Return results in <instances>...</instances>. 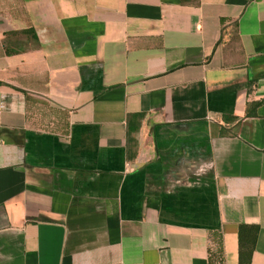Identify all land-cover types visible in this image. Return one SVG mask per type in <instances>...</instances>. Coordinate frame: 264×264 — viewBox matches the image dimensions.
<instances>
[{
    "label": "crops",
    "instance_id": "obj_1",
    "mask_svg": "<svg viewBox=\"0 0 264 264\" xmlns=\"http://www.w3.org/2000/svg\"><path fill=\"white\" fill-rule=\"evenodd\" d=\"M210 252L264 264V0H0V264Z\"/></svg>",
    "mask_w": 264,
    "mask_h": 264
},
{
    "label": "trees",
    "instance_id": "obj_2",
    "mask_svg": "<svg viewBox=\"0 0 264 264\" xmlns=\"http://www.w3.org/2000/svg\"><path fill=\"white\" fill-rule=\"evenodd\" d=\"M256 232H257V226L255 224L241 223L238 225L237 235L239 239V245L241 243V253L242 251L245 253L244 259H242L241 257V260L248 261L256 237ZM221 263H222V258L220 256V253L210 252L208 254L207 264H221Z\"/></svg>",
    "mask_w": 264,
    "mask_h": 264
}]
</instances>
